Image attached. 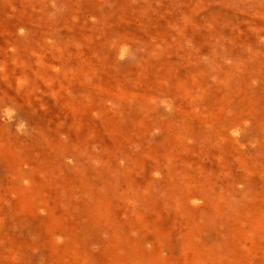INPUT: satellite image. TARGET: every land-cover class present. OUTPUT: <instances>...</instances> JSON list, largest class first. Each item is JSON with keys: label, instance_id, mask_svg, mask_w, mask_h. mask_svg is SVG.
I'll return each mask as SVG.
<instances>
[{"label": "rangeland", "instance_id": "rangeland-1", "mask_svg": "<svg viewBox=\"0 0 264 264\" xmlns=\"http://www.w3.org/2000/svg\"><path fill=\"white\" fill-rule=\"evenodd\" d=\"M0 226V264H264V0H0Z\"/></svg>", "mask_w": 264, "mask_h": 264}, {"label": "bare ground", "instance_id": "bare-ground-1", "mask_svg": "<svg viewBox=\"0 0 264 264\" xmlns=\"http://www.w3.org/2000/svg\"><path fill=\"white\" fill-rule=\"evenodd\" d=\"M108 176L109 175H107L106 180H104V177L101 178V181L99 180L98 184H100L102 186L100 189L94 187L91 190L89 197H91L90 200H93V202H91L89 200V201H86V203H85V207H87L89 210L88 211L89 215L87 216L89 221L87 223H89V225L90 224L93 225V235L99 236L100 238L102 237V235L105 233L106 230L109 231V229H112L113 224H115V222L112 221V219H111L112 210H111V206L109 204V198L111 195H114V193H115L114 190H117V188L113 185L114 181H111ZM45 184H46V182H45ZM129 187H130L129 193H134L136 191L135 184L132 181L129 182ZM0 229H2V226H0ZM70 230H72V229H70ZM75 231L76 230H73L72 232H75ZM35 233L36 232H34V234ZM68 233H70V232H68ZM28 234H27V236H28ZM70 239L72 241L74 240V236L72 233L70 234ZM126 240L127 239L124 238L123 240H117V242H115V243H114L115 240H106V241L101 240V244L99 245L100 248L98 247L99 250L97 251L98 253L95 254L97 258H95V259L100 262V259L104 258V261H105L104 264H115L118 261L122 262V264H125L124 260H122V259H124L123 255L127 256L129 254V251H130V253L136 257L137 254L140 255L141 251L144 250V249H142V247L137 246L136 244L132 245V247L129 248L128 247L129 244L126 242ZM10 242H12V241H10ZM23 243H25V242H23ZM51 243H52V245H51L52 254L55 257V261H53L54 264H67V261H69L71 264H77L76 262H78L77 260L79 259V254L75 251V249L73 248V246L71 244L60 245L57 237H54L52 239ZM90 243H92V242H89V244ZM120 245L125 246L124 247V250H125L124 254H122V246H120ZM24 248H27V247H24ZM34 249H36L35 246H34ZM24 250L26 251V249H24ZM142 253H143V251H142ZM25 254H26V252H25ZM26 256H29V255H26ZM30 256H31V254H30ZM36 256H38V255H36ZM34 264H35V262H34Z\"/></svg>", "mask_w": 264, "mask_h": 264}]
</instances>
